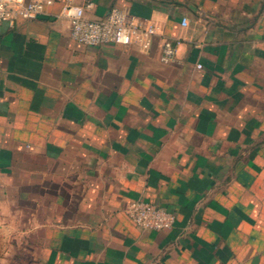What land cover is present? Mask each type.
I'll return each mask as SVG.
<instances>
[{
    "label": "crops",
    "instance_id": "1",
    "mask_svg": "<svg viewBox=\"0 0 264 264\" xmlns=\"http://www.w3.org/2000/svg\"><path fill=\"white\" fill-rule=\"evenodd\" d=\"M89 1V19L119 8L159 35L149 50L79 44L59 0L2 25L0 224L19 247L1 255L264 264V0L75 3ZM138 200L174 213L173 228L140 229Z\"/></svg>",
    "mask_w": 264,
    "mask_h": 264
},
{
    "label": "built area",
    "instance_id": "2",
    "mask_svg": "<svg viewBox=\"0 0 264 264\" xmlns=\"http://www.w3.org/2000/svg\"><path fill=\"white\" fill-rule=\"evenodd\" d=\"M59 1L62 3L59 16L69 21L70 37L79 44L90 47L114 44L149 50L159 35L155 24L139 21L119 8H113L105 18L89 19L86 12L94 7L92 1L85 5H79L75 0ZM54 3L55 0H0V28L3 24L13 27L18 22L34 20ZM183 25L187 26L186 20H183ZM177 51L178 43L165 39L161 61L174 62ZM197 68L202 66L197 65ZM127 213L135 225L147 231H168L176 222L174 213L142 200L132 202Z\"/></svg>",
    "mask_w": 264,
    "mask_h": 264
},
{
    "label": "rangeland",
    "instance_id": "3",
    "mask_svg": "<svg viewBox=\"0 0 264 264\" xmlns=\"http://www.w3.org/2000/svg\"><path fill=\"white\" fill-rule=\"evenodd\" d=\"M5 230L6 229H5L4 225L0 224V264L9 263V262H7L8 259L6 260L5 257L3 255H1V253H3L6 248H10V247H14V246L19 247V241H10ZM13 263H14V261H13ZM10 264H12V262Z\"/></svg>",
    "mask_w": 264,
    "mask_h": 264
}]
</instances>
